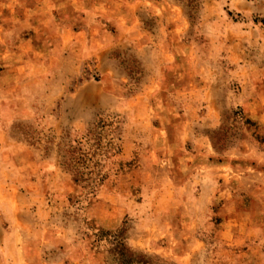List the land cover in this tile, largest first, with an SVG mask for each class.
I'll list each match as a JSON object with an SVG mask.
<instances>
[{"label": "rangeland", "instance_id": "obj_1", "mask_svg": "<svg viewBox=\"0 0 264 264\" xmlns=\"http://www.w3.org/2000/svg\"><path fill=\"white\" fill-rule=\"evenodd\" d=\"M100 119L93 188L62 151ZM264 264V0H0V264Z\"/></svg>", "mask_w": 264, "mask_h": 264}, {"label": "trees", "instance_id": "obj_2", "mask_svg": "<svg viewBox=\"0 0 264 264\" xmlns=\"http://www.w3.org/2000/svg\"><path fill=\"white\" fill-rule=\"evenodd\" d=\"M114 121L100 119L92 129L62 151L61 166L68 172L76 185L93 188L102 179V161L112 151L114 153ZM107 253L115 264H165L154 258L130 249L120 235L108 241Z\"/></svg>", "mask_w": 264, "mask_h": 264}]
</instances>
